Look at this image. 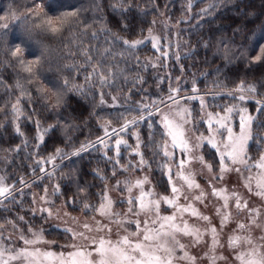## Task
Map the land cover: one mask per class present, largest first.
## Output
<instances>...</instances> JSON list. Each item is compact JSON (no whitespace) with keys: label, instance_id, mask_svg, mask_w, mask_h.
I'll return each instance as SVG.
<instances>
[{"label":"trees","instance_id":"1","mask_svg":"<svg viewBox=\"0 0 264 264\" xmlns=\"http://www.w3.org/2000/svg\"><path fill=\"white\" fill-rule=\"evenodd\" d=\"M36 3L43 4L44 11L51 15L79 10V19L91 26L85 30L83 24L71 20L57 34L38 29L28 33L22 22H11V14L19 15L26 7H32L30 0H0V16L8 17L5 22L10 24L7 30L0 29V79L3 81L0 106L5 107V112L0 113V165L9 182L16 186L21 185V178L26 182L40 175L43 160L56 156V149H60V162L41 181L33 183L34 189L42 190L46 184L59 185L57 202H65L71 212L94 215L83 211V203L98 205V194L104 185L123 173L115 164V151L111 147L106 150L97 144L79 155L73 153L103 137L101 125L106 121L111 120V126L118 128L124 123L117 119L120 114L127 119L144 115L146 119L129 131L139 130L144 156L151 163L159 164L163 156L153 155L152 141L160 142L165 130L155 111L161 105L152 106V101L165 100L170 86L182 89L180 97H197L198 100H181L190 104L199 132L207 129L200 103V96L204 94L205 108L223 112L232 107L237 118L244 107L254 118L253 131L264 133V110L258 111L264 105V59L254 61L264 47V0H51L54 5L51 8L49 0H36ZM205 8L209 9L206 13L201 11ZM163 17L171 25L168 32L172 34L177 29L182 38L179 48L172 47L166 59H157L160 54L150 41L136 48L123 44L124 39L130 42L143 39L155 24L153 21ZM17 44L25 48V60L41 57L39 72L32 84L27 83L29 74L11 56ZM85 49L92 56L90 62L83 54ZM96 64L101 65L106 76L108 68L112 69L108 84L101 85L95 75L90 82L86 81L85 77ZM17 79L30 93L18 105V118L11 108L21 95L15 87ZM65 79L67 89L63 86ZM193 80L197 94L191 92ZM241 82L246 91L239 90ZM74 85L83 87L81 91H70ZM249 86H255L256 91H248ZM55 93L63 94L59 105ZM240 95L245 99L240 100ZM112 96L117 100L113 101ZM139 101L150 107L138 111L136 102ZM148 112L153 115L149 116ZM131 134L125 135L129 144L121 146L120 164L127 162V152L135 142ZM248 151L253 158H258L264 144L258 147L255 140L250 141ZM204 155L214 164L219 163L217 151L207 143ZM113 169L117 171L115 178ZM156 174L160 179L158 191L167 193L168 177L160 169ZM101 176L107 179L102 180ZM79 189L84 192L79 193ZM24 192L27 193L19 196L21 199L9 198L0 205V224L20 225L21 216L24 220L40 221L32 217L29 190ZM77 196L75 203H67L70 197ZM46 232L50 238H66L60 229L46 228Z\"/></svg>","mask_w":264,"mask_h":264},{"label":"snow or ice","instance_id":"2","mask_svg":"<svg viewBox=\"0 0 264 264\" xmlns=\"http://www.w3.org/2000/svg\"><path fill=\"white\" fill-rule=\"evenodd\" d=\"M202 2V0H201ZM32 7H26V10L17 15L15 12L11 14V22H22L25 25V31L31 33L33 30H40L42 32L57 34L62 32L66 25L71 20L81 23L84 29L87 30L91 25L79 19L80 11L63 12L57 15H51L44 11V5L36 3V0H30ZM48 6L54 7L49 0ZM189 10L192 5L189 3ZM211 5H209V8ZM208 8L202 9L203 12H208ZM8 17L0 16V29L7 30L10 27L8 22H5ZM181 21H177L180 23ZM155 23V21H153ZM104 30V29H101ZM149 36L145 39L152 40V48L159 52L157 59H166L169 55L168 51L162 50L159 37L151 36V29ZM96 35L95 32L92 33ZM119 39V37H117ZM123 44L130 48H136L144 43V40L128 41L124 39ZM171 46V41L166 47ZM110 51L105 49V52ZM261 55L254 57L255 62H260L264 59V47L260 49ZM25 48L21 44H17L11 51V56L18 62L23 72L29 74L27 79L28 84H32L39 72L41 64V57L37 56L31 60L24 59ZM83 54L87 61L92 60L89 55V50L85 49ZM179 60V56L176 57ZM139 62V61H137ZM10 66V65H9ZM183 66L181 71L183 72ZM109 75L106 76L100 64L93 65L92 72L85 77L86 81H91L93 75L99 78L101 85H106L109 82V76L113 75L112 69L108 68ZM180 81V77L176 78ZM0 83H3L0 79ZM64 88H68V81L65 79ZM15 87L20 89L21 95L17 97L16 103L11 105L13 113L20 114L18 105L21 99L30 93L27 92L24 85L17 79ZM83 86L74 85L70 91H81ZM244 83L238 86L240 91L244 90ZM43 91V90H41ZM182 89L180 87H169V95L165 100L152 101V106L157 104L164 105L171 108L173 104L177 105L175 109L168 113L162 112L159 106L155 107V111L161 114V122L163 123L164 132L162 133L160 142L152 141L154 145L153 155L162 154L164 158L170 161L169 164L163 165L167 167V176L170 192L168 195H161L154 191V188H145L149 184L148 177L137 178L132 180H116L112 186L121 195L117 200H113L109 194L110 189L108 185H104V190L98 194V205L83 203V211L87 214L89 211L93 212L92 222H84L80 227L82 231H75L72 228H66L65 231L71 233V239L74 241L71 244L57 245L61 251L56 252L49 249H42L37 245L40 244H54V241H47L43 238V229L39 231L34 230L31 226L28 227V232L31 233L33 239H27L21 234L17 237L22 242L23 246L15 247L11 236L3 237L0 232V264H179V262H187V264H197V257L189 253L188 246L181 242L180 237H188L191 240L192 247L198 245H207V251L203 253L201 259H207L209 264H217L218 261H225L227 257L223 253L218 254V249L225 247L221 243V235L224 229L230 222L234 221V216L230 209V201H233L232 207L235 208L237 214L246 212L247 223L244 221H236L235 227L227 238V249L230 251L232 261L234 264H264V228L259 223L261 216L260 208H250L248 200L235 190L229 192L227 187L217 188L212 181L223 180L224 174L228 172H235L241 176L244 187L250 192H253V181L255 182L256 191L254 195L264 198V151H261L258 158H253L248 149L249 142L255 140L258 147L264 144V133L260 131H253V117L250 115L241 114L239 122V131L235 132L230 126V114L233 112L232 107L225 109L224 115L220 113L208 112L207 115V129L208 135L199 132L196 127V121L190 119L191 110L188 108L179 107V100L183 99L194 100L197 99L195 95H188L180 97L178 94ZM248 91L255 92V86H249ZM192 93H197L195 80H193ZM232 93H229L231 95ZM57 105L63 101L62 93H55ZM100 103H105L104 93L100 92ZM240 100L245 97L240 95ZM112 100L116 101L117 97L112 96ZM137 110L145 111L150 107L149 104L143 101L136 102ZM201 107H204L203 97L200 98ZM257 103H261L257 101ZM264 110V105L258 111ZM5 112V107L0 106V113ZM243 113L247 109L242 110ZM148 115H153L148 112ZM117 119L124 120L118 128L112 127V121L108 120L101 127L104 131V137H98L95 142L89 143L87 146H82L79 151L73 155H79L80 152L86 151L88 147H95V145H103L105 149L113 148L115 151V164L119 166L122 173H126L131 169L133 172L142 171L145 167H151L149 161L144 159V154L139 151L140 140L139 134H136L137 145L132 150V154L139 156L136 163L129 161L126 165L120 164V148L121 145H127L128 142L120 137L121 133H126L130 128L135 127L140 121L146 119L144 115L134 116L127 119L124 114H120ZM191 125V128L188 126ZM216 125L217 127H214ZM109 129L111 132L109 133ZM226 131L227 135H224ZM16 132L20 129L17 125ZM192 133V136L189 133ZM217 136H220L217 142ZM114 140L110 144L106 142ZM43 140V136H40ZM194 140V142H193ZM207 143L213 149H216L219 157V175H213L211 180L207 181L208 187L211 188L210 195L217 200L222 201L215 208V215L219 217V228L212 223V217L202 213L199 208L195 206L196 202L207 207L205 199L209 195L204 188L197 182L196 175L191 168L192 164L199 163L201 169H207L212 173V164L207 163L202 155L197 152ZM130 147V146H129ZM179 149V153L175 150ZM60 149H56V154L59 155ZM55 156L49 157L45 163H51ZM41 163V161H37ZM253 170H256L253 172ZM41 172L45 169L41 168ZM248 175L245 176L244 173ZM99 174V173H97ZM203 175V171L199 173ZM51 175V174H49ZM117 175L116 169L112 171V177ZM102 180L107 179L104 176L100 177ZM21 184L26 182L21 178ZM14 185H5V177L0 176V205H3L5 200L9 198L15 199L13 196ZM134 190H136L134 192ZM192 190H199V194H193ZM59 191V185L54 189V192ZM84 189H79V193H83ZM47 193V189H45ZM124 193H127L124 195ZM77 197H70L68 204L75 203ZM41 201L47 202L46 195L40 197ZM183 199L185 203H180ZM124 202L128 205L125 212L121 213L114 211L116 203ZM35 204V198L33 199ZM164 205L165 211L171 209L170 215H164L161 212V206ZM33 214L40 212L46 213V219H52L54 213L50 208L34 207L31 209ZM98 214L101 219L97 220ZM187 214L188 218H185ZM143 217V219H141ZM190 218L202 222V224L189 223ZM24 220V217H19ZM74 221L77 218H72ZM107 221L104 223L103 221ZM113 226L116 228V239H112ZM134 226V231L129 230ZM3 225H0L2 228ZM13 227H17L13 224ZM260 229L262 235L259 237L253 236V230ZM205 237L209 239L206 240ZM8 243L5 244L4 240Z\"/></svg>","mask_w":264,"mask_h":264},{"label":"rangeland","instance_id":"3","mask_svg":"<svg viewBox=\"0 0 264 264\" xmlns=\"http://www.w3.org/2000/svg\"><path fill=\"white\" fill-rule=\"evenodd\" d=\"M170 26L171 25L169 23V20L166 17H163V18L157 20L155 22V24L153 25V27L151 28V36L159 37L161 45L165 46V47H162V48H165V50L164 49L163 50L168 51V52H170V50L173 48H175V49L179 48V44L182 41V38L179 35L180 33L177 29L174 30L172 34L170 32H168L170 29ZM148 36H149V32L141 40H144V42L150 41L152 43L151 39H145ZM165 39H166V42H165ZM169 41H171V46L166 47L169 44ZM243 91H246V90L244 89ZM201 97H203V100L205 101L206 96H204V94H203L202 96H200V98ZM176 107H177V105H175V104H173L171 106V108L165 107L164 105L160 106L162 112H164V113H168V112L172 111L173 109H175ZM179 107L188 108L191 110L190 104L187 102H184L183 100H179ZM233 109H234L233 112L230 114L229 124L235 132H238L241 114L250 115V116H252V114L249 111H247L246 113H243L242 110L246 109L243 107V108H241V111H240L239 115L237 116V118H238L237 119L236 116L234 115L235 108H233ZM208 112H212V111L209 110L207 107L205 108V106H204L202 119L205 121L206 127L208 126L207 125V115H206V113H208ZM212 113H220L221 115L226 114L225 111H223V112L222 111L221 112H212ZM158 117H159V121L161 122V114L160 113H158ZM190 119H192V114H191ZM161 124L163 125L162 122H161ZM188 127L191 128V125H189ZM214 127H217V126L214 125ZM110 132H111V129H109V133ZM129 132H132L131 135L134 137L135 142L133 143L130 150H128V152H127V156H126L127 162L124 164H121V165H126V164H128L129 161L136 163L139 160V156L132 154V150L135 149L136 145H137V137H136L137 133L139 134V140H140L139 151L142 152V148H141L142 140L140 139V133H139L138 129L131 130V131H128L126 133H121L120 137H117V138L122 137L124 140H126L128 142L127 137L125 135L129 134ZM202 133H204L205 136L208 135L207 131L202 132ZM189 135L192 136V133L190 132ZM224 135L225 136L227 135L226 131L224 132ZM103 137H104V135H103ZM105 139H106V142H108L110 144L114 143V140L108 141L107 138H105ZM219 140H220V136H217V142H219ZM193 142H194V140H193ZM128 144H129V142H128ZM249 144H250V142H249ZM123 146H126V145H123ZM106 150H108V149H106ZM121 151L122 150H120V154H121ZM175 151L177 153H179L180 150L176 149ZM197 154L202 155L204 157V160L207 163L212 164L213 171H212V173H209L206 168L202 170L201 165L199 163L192 164V166H191L192 170L197 173V175H196L197 182L204 188L205 192L209 194L207 196V198L205 199V204L207 205V207L200 204L199 202H196L195 206L197 208H199V210L202 213H204L205 215H209L210 217H212V223L216 224L217 227L219 228V217H217L215 215V208L217 206H219V204L222 203V201L217 200L216 198H214L210 195L211 188H209L208 184H207V181L211 180L213 175H219V163L214 164L211 160H209L205 157L204 146L198 150ZM59 157L60 156L56 155L55 159L51 163H45L44 162V161H47L48 159L43 160L42 168H44L45 171L41 172L40 175L36 176V178H34L30 181H26L25 184H21L20 186H16L14 183L9 182L8 178L6 177V174L4 173L2 166L0 165V176L5 177V185H14L15 186V188L13 189V196L15 199L18 198L19 196H21L23 193H27L24 191L29 190V193L31 195V209L34 207L50 208L52 210V212L54 213V217L52 219H46V213L37 212V213L33 214V212H32V217L34 216L36 218L37 217L40 218V221L38 220L39 222L36 223L37 220L34 222L31 219H30L31 222L28 220H22V223L20 225L15 224L17 226L15 228L13 227V225L0 224V225H3V227L0 228V232H2L3 237L6 238L8 236H11L15 247L23 246L22 242L17 239V237L21 234V230H22L25 238L33 239L31 233L28 232V227L31 226L36 231L43 229V238L47 241H54L55 242L54 244H40V245H37L38 247H41L42 249H49L50 248L53 251L59 252V251H61V249L59 247H57V245H66V244H71L74 242L71 239V233L65 231L66 228H72L75 231H82L83 229L80 227V225H82L86 221L89 223L92 222V216L93 215L88 216V215H85L84 213L71 212L69 210V208L67 207V205L65 204V202H63V201L57 202L56 201V194L58 193V191L54 192L56 185L46 184L44 186V188H42V190L41 189H34L35 187L33 186V183L41 181L42 176L46 173H49L52 170V168L57 163L60 162ZM144 159L150 162L151 167H145L142 171H135V172H133L131 169H129L128 172L117 176L112 182H108V188L110 189L109 194L111 195V197L114 201L117 200L118 197L121 195L120 192L115 191L112 187L115 184L116 180L123 181V180L128 179V180L134 181L137 178H143L145 176H147L148 180L150 181L149 184L145 185L146 189L151 187V188H154V191L158 194H161V195H168L169 194L170 188H169V191L167 193H162V192H160V190L158 191L157 180H160V179L157 177L156 172H157V169H160V171H162L164 173V175L166 177H168L167 176V167H163V165L169 164L170 161H168V160L166 161V159L164 157H161L159 164H157V163L154 164V163H151L152 161L150 159L146 158L145 156H144ZM201 171H203V175L199 174ZM255 171L256 170H253V172H255ZM244 175L247 176L248 173L245 172ZM212 183L217 188L227 187L229 192L235 190L236 192H238L242 196L243 199L248 200V202H249L248 206L250 208H260L262 214L259 217V223L261 224L262 228H264V198H261V197L254 195V192L257 190L254 181H253V185H252V187H253L252 193H250L244 187L243 180H242L241 176L235 172L225 173L224 179L222 181L221 180H213ZM45 189H47V193H45ZM135 191L136 190H134V192ZM192 193L198 195L199 190H192ZM126 194L127 193H124V195H126ZM45 195H46L47 202L41 201V199H40L41 196H45ZM34 198L36 201L35 204L33 203ZM19 199H21V197H19ZM180 203L183 204V203H185V201L183 199H181ZM233 203H234L233 201H230V209H231L232 214L234 216V221L229 223V225L224 229V231L221 235V243H224L225 247L223 249H218V254L223 253V255L227 257V260L218 261L217 264H234V262L232 261V258H231L230 251L227 249V243H226L227 238L231 234L232 229L235 227L236 221L242 220L245 223H247V213L243 212V213L237 214L235 208L232 207ZM127 207H128V205L124 202L116 203L114 205V211H118V212L123 213L126 211ZM165 207L166 206H164V205L161 206L162 214L170 215L172 210L168 209L167 211H165ZM95 215H96L97 220L101 219V217L98 214H95ZM73 217L77 218V220L74 221L72 219ZM185 218H188L187 214H186ZM141 219H143V217H141ZM103 222L107 223L106 220ZM189 223L202 224V222L196 220L195 218H190ZM46 228L47 229L48 228L60 229V230L65 232L66 238L63 240L58 239V238H50L46 232ZM129 230L134 231L135 230L134 226H131ZM260 235H262V232L260 229H254L253 230V236L254 237H259ZM112 239H116V228H115V226H113ZM180 239H181L182 243H184L185 245L188 246L187 250L189 251V253L191 255H194L197 257V264H209V261L207 259H201V257L203 256V253L205 251H207V245L206 244L205 245H198L196 247H192L190 238L180 237ZM205 239L208 240L209 238L205 237ZM4 243L7 244L8 241L5 239ZM179 264H187V262H179Z\"/></svg>","mask_w":264,"mask_h":264}]
</instances>
